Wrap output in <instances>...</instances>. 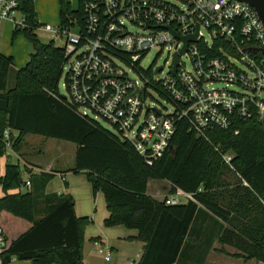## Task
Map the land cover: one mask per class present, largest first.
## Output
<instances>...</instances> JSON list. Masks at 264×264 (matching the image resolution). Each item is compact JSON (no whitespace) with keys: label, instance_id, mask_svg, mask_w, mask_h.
I'll list each match as a JSON object with an SVG mask.
<instances>
[{"label":"trees","instance_id":"trees-1","mask_svg":"<svg viewBox=\"0 0 264 264\" xmlns=\"http://www.w3.org/2000/svg\"><path fill=\"white\" fill-rule=\"evenodd\" d=\"M17 1L25 22L22 28H13L12 36L24 35L32 52L15 71L14 85L7 88L13 59L0 51V132L5 128L16 132L13 149L19 151L28 134L75 144L73 166L64 172H84L93 193L103 194L109 213L104 225L136 230L134 239L143 243L136 264H181L192 224L205 211L222 224L216 240L236 249L234 257L264 263V124L237 117L227 129L213 128L199 136L189 130L187 120L179 119L171 148L148 164L129 140L92 117L81 116L76 105L64 100L58 90L67 60L64 47L37 38L34 0ZM83 2L78 0L73 7L68 0H58L59 26L76 19L84 31ZM111 53L124 58L120 52ZM223 152L232 154L231 167L223 162ZM3 154L0 146L2 263L16 259L83 264L84 229L91 218L75 214L71 195L44 192L59 171L29 173L26 187L20 166L3 165ZM155 179L170 186L161 200L147 193L148 182ZM176 189L190 193L193 200L165 204L164 198ZM21 224L25 227L18 230ZM207 251L198 252L201 256L192 263L201 264Z\"/></svg>","mask_w":264,"mask_h":264},{"label":"built area","instance_id":"built-area-1","mask_svg":"<svg viewBox=\"0 0 264 264\" xmlns=\"http://www.w3.org/2000/svg\"><path fill=\"white\" fill-rule=\"evenodd\" d=\"M82 8L84 31L76 19L54 30L65 37L64 100L76 105L81 116L108 123L146 163L171 148L179 119L187 120L189 130L199 136L213 128L227 129L237 117L264 124V25L250 4L241 0H84ZM2 21L13 28L24 26L17 0H0ZM195 33V41L187 43L171 73L173 55L184 46L182 37ZM167 46L172 48L167 67L159 65L162 69L156 72L159 66L142 65L151 48ZM111 52H120L124 58ZM183 56L188 57L190 69L185 68ZM162 72V77H156ZM213 83L224 87L215 88ZM139 89H144V97ZM149 95L160 106L150 107ZM15 136L9 128L0 132L2 159L14 151ZM231 157L230 152L221 154L229 167ZM26 171L28 176L31 168L27 166ZM24 185H30L29 178ZM187 199L193 200L190 193L176 189L164 201L174 205ZM4 247L0 227V254Z\"/></svg>","mask_w":264,"mask_h":264},{"label":"crops","instance_id":"crops-1","mask_svg":"<svg viewBox=\"0 0 264 264\" xmlns=\"http://www.w3.org/2000/svg\"><path fill=\"white\" fill-rule=\"evenodd\" d=\"M58 1V0H57ZM71 5L72 2L68 0ZM73 6V5H72ZM34 7L37 13V19L39 22V26L42 25V28L47 31L54 30L53 26L43 22L41 18H50L53 20L52 17L46 16H39L38 9L36 8V1L34 0ZM74 7V6H73ZM58 17H59V3H58ZM40 18V19H39ZM60 21V19H59ZM13 31V25L8 21L0 22V36L2 40L9 39V34ZM19 41L14 42L12 46L7 47L1 46L0 50L2 53L9 55L13 59L12 69L14 71L19 70L21 67L25 65L28 61L29 57H24L21 54V51L18 49V44L22 43L25 47V44L22 40L18 39ZM31 52H32V45H31ZM30 52V53H31ZM29 53V54H30ZM24 64L23 66H21ZM26 136L23 138V142ZM22 142V143H23ZM55 147V145H52ZM36 151L31 150V154L41 152L37 149ZM71 151V163L69 165H62L61 167H56L54 162H47L40 164L39 161L34 162L33 160L29 159L31 155L30 152L26 153L22 149V146L19 148V151H15L17 156V161L20 159V156L24 158V166L25 171L27 166L31 168V173H40L50 172L52 170H57L59 172H54L52 177L45 185L44 192L46 194L50 193H57V194H69L73 198L74 202V210L75 214L78 217H88L91 218V223L85 226L84 229V246H83V264H96L92 260L95 259L96 255L102 254L103 259L105 260V256L109 257V253L111 251H115V262L113 264H136L139 260L142 252H143V243L139 240L134 239L137 232L134 229H128L123 225H114V226H106L104 225V220L108 216V211L105 208V201L103 194L100 191H97L95 194L92 191L91 183L88 181L86 174L84 172H64L67 169H70L73 166L74 162V154H75V147L70 149ZM19 157V158H18ZM7 163L6 161L3 165ZM12 164H18L12 163ZM2 165V166H3ZM19 165V164H18ZM35 166V167H34ZM44 166V167H43ZM27 173V171H26ZM27 178V177H26ZM151 181V180H150ZM164 184L165 193L168 194V190L170 188L169 183L165 180ZM149 182L147 184V193H149ZM165 194V195H166ZM151 195V194H150ZM1 196V194H0ZM25 224H21L18 227V230L23 229ZM88 242V246H87ZM97 242L98 247L94 244ZM100 248V249H99ZM98 253V254H97ZM108 260L105 261H109ZM1 264V262H0ZM9 264H32L30 260H16L12 259ZM203 264H264L261 261H257L256 259H243L242 257L237 258H227L224 255H216L213 251L207 255Z\"/></svg>","mask_w":264,"mask_h":264},{"label":"rangeland","instance_id":"rangeland-1","mask_svg":"<svg viewBox=\"0 0 264 264\" xmlns=\"http://www.w3.org/2000/svg\"><path fill=\"white\" fill-rule=\"evenodd\" d=\"M36 1V8L39 10V16H49L52 17L53 20H50V18H41L43 19V22L40 23H46L53 26L52 30L58 31L59 30V17H58V1L57 0H35ZM72 2V5L74 7L77 6L78 0H70ZM40 19V18H39ZM130 30H135L134 27L129 26ZM35 34L37 35V38L43 42L48 43L50 41H53L54 44L58 47H63L65 43V37L61 35L60 33H53L52 31H47L42 28L41 26H38L34 30ZM9 39L7 38L4 41L2 40L0 36V47L1 46H12L14 42H19L17 40L20 39L24 42L25 47L22 45V43L18 44V49L21 51V54L24 55V57H29V53L31 52V43L29 40L22 34H18L16 36H12V32L9 34ZM1 51V50H0ZM170 51V52H169ZM171 52L172 48L170 47H153L149 50L147 53L145 59L142 62V65L144 67H148L150 65L159 66V65H165L166 67L170 64L172 58H171ZM182 62L184 63V66L186 69H190V61L188 57L183 56ZM22 64L21 66H23ZM165 72H162L161 74H157L156 77H162ZM15 71L11 68L8 75L7 80V88H11L14 85V77H15ZM64 75L65 72L63 71L61 74V77L58 82V89L60 94H64L65 90L62 87V83L64 81ZM129 76L131 78L137 79L136 75L132 72H129ZM211 86L215 88H222L224 87V84L222 83H213ZM230 88H234L233 86H230ZM150 94H153V91L149 90ZM155 96V95H154ZM146 103L149 104L150 107L154 106H160L159 103L153 101L151 96H147ZM162 104L166 105L162 101H160ZM168 109H170L169 105H166ZM93 117L92 115H90ZM99 124L106 130H109L113 133H115V130L105 121L96 118L95 119ZM52 145H55L52 146ZM22 149L24 151H27L26 153L30 152L29 155L31 160L34 162L39 161L40 164H45L47 162H54V165L56 167H61L62 165H69L71 163V148L75 147V144L63 140H57L53 138L45 139L40 135L36 134H28L26 135L24 142L22 143ZM35 149L41 151L31 154L32 151H36ZM17 154L14 151H10L7 154H5V157L1 160L2 164L6 161L8 163H17L20 166V172L22 179H26L27 173L25 171L24 166V158L20 156V159L17 161ZM19 158V157H18ZM38 163V162H37ZM35 167V166H34ZM44 167V166H43ZM28 178V177H27ZM165 187L163 180H151L149 181V194H151L153 197L161 200L162 197L166 194L165 193ZM26 188L23 187L22 190H25ZM222 230V224L215 220V218L208 212L200 213L195 219V221L192 224L191 231L187 238V247L185 249L184 257L182 258L181 264H193L192 259L201 256L197 255L198 252L201 250L204 251L206 248H208V251L206 252L205 256L202 258L201 264L204 263L205 258L207 255L213 251L216 255H224L227 258H237L234 257L233 254L237 252L236 249L230 246L222 245L216 240V236L221 232ZM85 242V240H84ZM84 246V245H83ZM88 246V242H87ZM115 251H111L109 253V261H105L103 259L102 254L96 255L95 259L92 261L96 264H113L115 262ZM180 264V263H179Z\"/></svg>","mask_w":264,"mask_h":264},{"label":"water","instance_id":"water-1","mask_svg":"<svg viewBox=\"0 0 264 264\" xmlns=\"http://www.w3.org/2000/svg\"><path fill=\"white\" fill-rule=\"evenodd\" d=\"M244 1L248 4H250L257 12L259 18L261 19L263 25H264V0H241ZM176 36V34H174ZM177 37V36H176ZM196 38V33L191 35V36H186L182 37V40L184 42L183 48H181L178 52L174 53L173 58H174V64L173 68L171 69V73L175 72V68L178 65L179 61V55L183 54L186 50V45L189 41H195ZM264 53V50L262 51ZM162 69V66H159L156 69V72L160 71ZM138 92L144 97V89H139ZM156 110V109H155ZM159 112V110H156ZM149 149V147H148Z\"/></svg>","mask_w":264,"mask_h":264}]
</instances>
